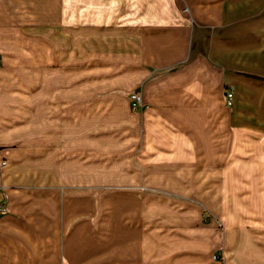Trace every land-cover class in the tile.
<instances>
[{
  "label": "crops",
  "instance_id": "1",
  "mask_svg": "<svg viewBox=\"0 0 264 264\" xmlns=\"http://www.w3.org/2000/svg\"><path fill=\"white\" fill-rule=\"evenodd\" d=\"M99 2L0 0V43L18 42L19 27H27L30 36L43 27L44 40L50 42L64 40L67 26L76 35L84 26L108 34L115 17L109 3L103 5L105 13L94 10ZM126 10L134 16L123 12V72L137 74L136 80L146 84L147 114L165 129L147 135L153 141L139 151L137 168H166L148 163L147 154L204 153L196 141L205 137L199 133L204 130L194 125L174 130L177 126L165 123L209 121L208 115L200 118L186 107H209L212 91L221 103L228 85L237 89V124L259 127L251 122L264 121V0H132ZM180 112L186 118L175 117ZM183 132L192 145L175 151L169 140L157 141L180 138ZM12 136L0 132V264H223L213 254L222 246L224 264H264V244L254 233L196 229L186 209L148 212L144 203L127 206L132 198L141 206L147 199L143 191L111 194L108 209L100 210L93 189L84 194L82 181L68 182L61 172L53 177L50 165ZM185 163L180 169L196 168L195 162ZM178 184L185 196V184ZM116 201L124 203L122 208H114Z\"/></svg>",
  "mask_w": 264,
  "mask_h": 264
},
{
  "label": "rangeland",
  "instance_id": "2",
  "mask_svg": "<svg viewBox=\"0 0 264 264\" xmlns=\"http://www.w3.org/2000/svg\"><path fill=\"white\" fill-rule=\"evenodd\" d=\"M129 1L101 0L103 4L94 8L105 13L103 5L109 3L116 24L108 34L92 33L84 26L82 35H76L74 27L67 26L64 40L50 42L44 40L43 27H36L31 36L27 27H19L18 42L0 43V132L14 133L13 142L34 150L32 155L50 165L53 177L61 172L68 182L82 181L84 194L93 189L100 210L108 209L111 194L143 191L147 199L141 206L133 198L127 206L137 208L144 203L148 212L186 209L196 229L254 233L264 244V121L251 122L259 126L253 129L237 124L234 85L225 87L221 103L212 91L209 107H186L200 118L208 115L209 121L165 123L177 126L174 130H183L180 125L204 130L199 133L205 137L196 139L204 153L176 151L182 144H193L185 132L177 139L156 138L160 144L169 140L176 152L147 154L148 163L166 168H137L139 151L145 142L153 141L147 135L153 129H165L147 114L151 106L143 95L146 84L136 80L137 74L123 72V12L134 16L126 10ZM136 92L142 95V110L132 106L131 95ZM227 92L233 94L231 102ZM47 109L50 115H45ZM180 113L175 117L186 118ZM163 157H168L166 162ZM194 162L200 168L180 169ZM60 165L64 170L58 169ZM181 181L188 190L185 196L178 192L184 189L178 184ZM123 204L116 201L114 208ZM222 247L213 254L224 264L227 253Z\"/></svg>",
  "mask_w": 264,
  "mask_h": 264
},
{
  "label": "built area",
  "instance_id": "3",
  "mask_svg": "<svg viewBox=\"0 0 264 264\" xmlns=\"http://www.w3.org/2000/svg\"><path fill=\"white\" fill-rule=\"evenodd\" d=\"M227 99L229 100V102H231L233 94L230 92H227L226 94ZM131 103L132 106L135 110H142L144 108V102H143V98L142 95L140 93H134L131 95Z\"/></svg>",
  "mask_w": 264,
  "mask_h": 264
}]
</instances>
